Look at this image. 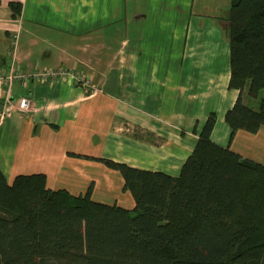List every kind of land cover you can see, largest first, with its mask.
Here are the masks:
<instances>
[{
  "label": "crops",
  "instance_id": "obj_1",
  "mask_svg": "<svg viewBox=\"0 0 264 264\" xmlns=\"http://www.w3.org/2000/svg\"><path fill=\"white\" fill-rule=\"evenodd\" d=\"M10 1L21 2L20 15ZM194 1L0 0V73L9 72L13 52L21 71L77 67L95 85L87 90L68 77L26 86L15 80L9 89L0 79V110L8 98L32 101L28 111L0 117L8 182L45 173L52 189L78 195L93 184L94 201L132 209L118 170L69 152L176 176L213 111L212 139L264 164V125L239 129L229 141L225 113L239 91L229 88L227 16L219 27L208 24L206 1Z\"/></svg>",
  "mask_w": 264,
  "mask_h": 264
},
{
  "label": "trees",
  "instance_id": "obj_2",
  "mask_svg": "<svg viewBox=\"0 0 264 264\" xmlns=\"http://www.w3.org/2000/svg\"><path fill=\"white\" fill-rule=\"evenodd\" d=\"M226 24L231 141L264 125V0H231ZM216 121L213 111L176 176L69 152L118 170L132 209L94 201L93 184L52 189L45 173L9 183L0 167V264H264V164L216 143Z\"/></svg>",
  "mask_w": 264,
  "mask_h": 264
},
{
  "label": "built area",
  "instance_id": "obj_3",
  "mask_svg": "<svg viewBox=\"0 0 264 264\" xmlns=\"http://www.w3.org/2000/svg\"><path fill=\"white\" fill-rule=\"evenodd\" d=\"M12 42V46H15L16 38ZM72 78L74 83L85 87L87 90L95 87L92 81V77L86 74L83 70L78 69L77 67H45L38 68L35 67L31 71L25 72L19 70L15 63V53L12 52V57L10 61V70L8 73H0V79L7 83L9 89L11 88L15 80H20L23 84L29 85L31 81L37 83H46L56 79ZM7 105H3V108L0 110V117H3L6 114H9L12 111L26 112L32 106L31 98L27 95L20 97L16 103L11 102L10 98L7 100Z\"/></svg>",
  "mask_w": 264,
  "mask_h": 264
},
{
  "label": "rangeland",
  "instance_id": "obj_4",
  "mask_svg": "<svg viewBox=\"0 0 264 264\" xmlns=\"http://www.w3.org/2000/svg\"><path fill=\"white\" fill-rule=\"evenodd\" d=\"M201 5L202 11L205 15L202 16L204 21L208 24H214L216 27L220 24H223L224 17L228 15L230 3L231 0H205ZM194 7L198 6L196 0L194 1ZM213 15V16H210ZM215 15H217L219 18H217ZM220 20V22H219ZM223 29V27L221 26ZM223 36L227 37L228 33L227 31H222ZM262 94H264V90L262 91ZM257 100L250 101L251 104H256ZM257 106V105H255Z\"/></svg>",
  "mask_w": 264,
  "mask_h": 264
}]
</instances>
